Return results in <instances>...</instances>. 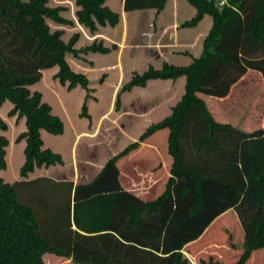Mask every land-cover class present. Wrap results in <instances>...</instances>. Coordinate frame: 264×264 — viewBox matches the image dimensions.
Wrapping results in <instances>:
<instances>
[{
	"label": "trees",
	"instance_id": "16d2710c",
	"mask_svg": "<svg viewBox=\"0 0 264 264\" xmlns=\"http://www.w3.org/2000/svg\"><path fill=\"white\" fill-rule=\"evenodd\" d=\"M106 1L0 0V264H264V0H183L210 28L158 67L141 12L157 33L172 0H123L120 66ZM43 178L49 238L18 193Z\"/></svg>",
	"mask_w": 264,
	"mask_h": 264
},
{
	"label": "crops",
	"instance_id": "0c3cea01",
	"mask_svg": "<svg viewBox=\"0 0 264 264\" xmlns=\"http://www.w3.org/2000/svg\"><path fill=\"white\" fill-rule=\"evenodd\" d=\"M106 4L113 10L118 12L120 11L122 13L123 25L119 38L118 40H112L119 46L116 59L118 65L120 66L121 52L126 47L132 49L140 46V44H137L139 42V38L137 36L140 29V22L137 23L138 29L135 31V36H132L130 33L132 32L131 24L136 21L137 12L129 13L128 15L124 14L122 10L123 0H120L119 3L115 4L111 3L110 0H107ZM141 14L143 16L142 22L146 23L145 31L148 33V40L144 51L145 61L142 66L146 65L147 63H151L158 67L161 65L163 60L174 64H186L190 59L185 55L186 53L184 52L189 51L194 56H197L200 53L202 39L210 28V18L207 16L204 17V19L193 28H178L180 23H182L185 19L190 18L194 14V10L185 1L172 0L171 4L161 12L157 19V33H150L151 30L149 25L153 11L145 10L141 12ZM104 37L108 38L107 36ZM135 39L138 42H135ZM131 112L135 114V116L140 113H145L144 111L141 112L138 109H131Z\"/></svg>",
	"mask_w": 264,
	"mask_h": 264
},
{
	"label": "rangeland",
	"instance_id": "374dc122",
	"mask_svg": "<svg viewBox=\"0 0 264 264\" xmlns=\"http://www.w3.org/2000/svg\"><path fill=\"white\" fill-rule=\"evenodd\" d=\"M113 1H114L113 3H115L117 0H113ZM0 25H2L3 26L2 28L4 29V30H1V28H0V35H3L4 33H6L5 32L6 29L4 27H6L8 29V32L12 31V27L9 24H7L5 21H3V23L0 22ZM12 33L17 35L14 31ZM5 36L0 40V48L3 49L7 53H10V51H12L14 53L17 49V47H15L14 45L8 44L7 48H5L6 47L5 45L7 42L5 40L6 39ZM14 44H16V43H14ZM17 61H19V58L17 59ZM108 128H109V126H108ZM11 130H12V132H14L12 128H11ZM101 151H103V150H101ZM102 155H104V152L102 153ZM79 158H80L79 160H81L80 162L83 165H85L86 167H88V166H90L91 163H94L96 165H100V162H101L100 159H102V156L98 153H93L90 156H80ZM77 171H78V169H77ZM42 180L43 181L37 180L35 182H30L29 184L28 183H21V186L19 188L18 193H19V197H20L21 202L27 203V202H30V200H31V204H32L33 208L36 210V212L39 213L38 215H39L40 221L42 219H44V222L43 221L41 222L42 231L46 232L45 236H47L49 238L50 233L52 231V225H53V222L51 221V217H52L51 206H52V202L55 200L52 197V196H54L52 190H50V193H49V190L44 189L43 186L44 185H49L50 187L56 186L60 189V185H62V184H63V187H65L64 182H66V181H63L62 183H60L61 181L54 179V178H43ZM15 181L22 182L19 179H16ZM60 194H61V191L58 192V196ZM67 194L68 193H66V195ZM49 197H51L50 205L49 206L43 205L41 202V198H44L45 201L47 203H49V201H50ZM56 198H57V196H56ZM55 214H58V210L56 211ZM72 228H73V226H72Z\"/></svg>",
	"mask_w": 264,
	"mask_h": 264
},
{
	"label": "built area",
	"instance_id": "2783aa9c",
	"mask_svg": "<svg viewBox=\"0 0 264 264\" xmlns=\"http://www.w3.org/2000/svg\"><path fill=\"white\" fill-rule=\"evenodd\" d=\"M226 2V0H219V5H223Z\"/></svg>",
	"mask_w": 264,
	"mask_h": 264
}]
</instances>
